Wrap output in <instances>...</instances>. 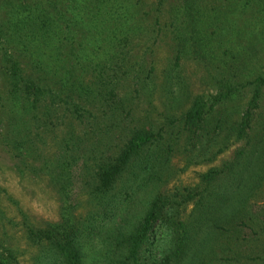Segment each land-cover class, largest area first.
<instances>
[{
	"label": "rangeland",
	"instance_id": "obj_1",
	"mask_svg": "<svg viewBox=\"0 0 264 264\" xmlns=\"http://www.w3.org/2000/svg\"><path fill=\"white\" fill-rule=\"evenodd\" d=\"M181 1L125 0V10H119L121 19L125 16L138 31L125 36V40L121 37L116 45L89 44L75 30L74 40L79 44L64 46L59 58L64 57L62 64L73 68L72 85L89 86L106 99L93 94L95 100L91 102L86 95L79 97L75 89L64 96L59 83L46 77L53 92H60L61 100L51 104L46 99L33 108L28 101L17 102L8 94L11 76L5 66L11 65L1 55L2 47L9 44L3 25L6 15L2 5L6 2L0 0V28L5 32L0 40V254L6 256L11 251L19 264H36L41 247L28 242L27 226L57 221L63 209L85 223L89 213L99 212L106 200L119 196L123 191L120 186L124 180L126 185L131 176L129 166L110 189V195L99 199L91 196L94 163L116 154L132 131L144 128L155 134V143L147 150L149 167L138 175L135 186L131 185L133 190L125 189V200L130 197L131 201L126 204L127 218L141 213L154 194L165 192L177 201L186 198L188 202L178 208L179 218L186 222L202 218L205 222L197 238L200 243L193 247V264H264V142L259 139L264 130V83L258 107L252 109L247 137L236 139L233 132L224 139L229 122L239 121L248 107L253 88L248 81L264 76V0H200L212 19L214 14L218 16L215 25L207 20V32L213 33L210 46L216 48L217 55L202 59L189 55L176 58L175 26L181 16L175 8ZM224 50L227 54L222 53ZM45 51L43 60H52L53 55L47 49L43 54ZM12 52L22 78L30 77L43 86L40 67L36 68L27 55L15 49ZM118 52L111 64V56ZM232 65L242 67L231 73ZM227 82L237 84L238 89L208 109L216 96L227 93ZM22 86L20 82L19 88ZM198 96L205 101L206 116L213 124L217 119L225 122L222 129L209 126L210 134L193 150L181 117ZM73 104L79 107L77 116L72 115ZM23 106L29 109L27 113ZM46 109L52 113V131L44 129L40 120ZM69 120L74 122V139L82 142L87 155L84 158L89 160L84 165L78 159L72 167L71 185L59 191L51 177L59 172L55 158L62 154L59 142L66 137ZM18 130V138L27 135L21 153L10 144ZM86 131L88 137H81ZM221 146L222 152L217 153ZM210 169L218 172L216 176L201 179V174ZM214 202L221 205L210 211ZM121 204L125 216V201ZM98 225L102 231L110 227L109 221ZM161 236L162 232L156 235ZM97 240L84 250L90 256L87 264H95L104 252L103 243ZM46 262L42 257L41 263Z\"/></svg>",
	"mask_w": 264,
	"mask_h": 264
},
{
	"label": "trees",
	"instance_id": "obj_2",
	"mask_svg": "<svg viewBox=\"0 0 264 264\" xmlns=\"http://www.w3.org/2000/svg\"><path fill=\"white\" fill-rule=\"evenodd\" d=\"M5 2L2 5L6 15L3 25L7 31L6 43L9 44L2 47L1 55L4 62L11 65H6L5 70L11 76L8 94L13 100L17 102L24 100L26 104L28 101L33 108H36L39 102H45L46 99H50L51 104H54L53 100H61L60 92H53L52 87L48 85L46 80L49 77L53 82L55 80V84L59 83L64 96H70L76 90L75 93L79 97L86 95L91 102L95 100L94 95L103 97L100 92L97 93L95 89L89 86L84 88L81 85H72L73 68L71 65L66 67L62 64L65 58H59L60 50H63L64 46L71 47L70 44H79L74 40L75 30L82 33L89 44L92 42L91 44L116 45L122 39L125 40V36L135 34L138 27L131 26L125 16L121 19V13H119V10H125V0H5ZM175 11L177 15L181 16V20L175 26L176 58L180 59L186 55L200 59L206 55L216 56V48L210 46L213 44V33L207 32L209 28L207 20L209 19L213 23L212 25H215L218 16L214 14L215 18L212 19L209 10L200 0H182ZM4 35L5 32L0 28V40L4 38ZM121 37L122 39H120ZM13 49L30 57L36 68L37 65L40 67L38 69L39 74L44 75L43 77L39 75L44 80L43 86L37 84L30 77L28 80L22 78L19 62L12 55ZM43 49H47L53 55L52 60H43L42 55L46 56V51L43 54ZM227 52L228 50L222 51L224 54ZM119 53H113L110 58L111 64L115 63L112 60ZM118 64L116 63L115 66L117 67ZM61 65L66 68H64V73ZM241 67L232 65L229 71L235 73ZM60 70L61 73L58 76ZM113 77H116V74ZM20 82L23 84L22 88H19ZM263 83V75L248 81L247 84L253 85L248 107L240 116L239 121L229 122V129L226 131L224 139H227L229 134L233 132L236 139L247 137L246 130H249L251 126L252 109L258 107ZM224 86L227 93L216 96L214 102L209 104L210 108L208 109H211L218 100L225 99L227 95H231L238 89V85H233L231 82L225 83ZM112 94V90L108 91L109 96ZM73 105L72 115L77 116L79 107L77 104ZM205 105L202 97L198 96L190 109L181 117L193 150L196 148V143L210 134L209 126L213 125L214 130L222 129L221 123L225 122L223 119H217L213 124L206 116L208 112ZM23 109L24 113L29 111L25 106ZM51 115L50 110L46 109L40 117L44 129L47 131H52L55 128L52 127L53 122H49L52 120ZM11 130L15 131V128L12 127ZM75 131L73 120H69L67 129L64 131L66 137H62L59 142L62 154L55 158L59 172L51 177L52 183L58 187L59 191H64L71 185L72 167L78 159L81 158L84 165L89 160L88 157L84 158L87 155L81 146L82 142L74 139ZM20 132L18 130L14 133V139L10 142L12 148L16 149L18 153H21L22 147L27 143L26 134L21 138L17 137ZM81 137H88V132H83ZM154 137L155 134L149 129L134 130L116 154L107 155V157L100 158L98 162L94 163L95 173L92 177L94 188L91 190V196L100 199L110 195V189L113 188L123 171L127 170L126 166H129L131 176L128 177L126 185L124 180L120 186L123 190L120 195L124 196H111L112 200H106L99 212L87 215L85 223L79 222L75 216L73 217L71 211L63 209L59 220L46 221L41 226H27L25 228L28 242L41 247L40 254L36 256L38 260L36 264H42V257L47 261L43 264H87L86 261L90 256H87L84 250L96 238L97 241L103 243L104 252L100 254L99 258H96L97 263L95 261V264L194 263L196 258L193 256L195 253L193 247H197L200 243L197 238L201 236L205 222L202 218L194 222H186L179 218L178 208L187 203L188 199L183 198L177 201L165 192L157 193L144 204L141 213H134L130 218H127L126 204L131 201L129 200L130 197L125 200V189L133 190L138 182V175L145 172L149 167L147 150L151 146L149 144L155 143L153 142ZM259 139L260 142H264V130ZM29 147L31 149L30 144ZM222 150L223 146L219 147L216 152L220 153ZM32 151L34 153L35 148ZM194 157L197 158V156ZM87 166L92 165L87 164ZM89 172L90 169L87 167V173ZM216 172L215 169H210L201 174V179H210V176H216ZM139 186L140 184L137 185V187ZM118 198H122V201H119ZM124 201L125 216L122 214L124 210L121 209V202L124 203ZM217 202L211 204L210 211H216L220 207L221 204L217 206ZM69 207L73 211V207L71 205ZM104 221H109L110 227L102 231V227L98 224L99 222L104 223ZM159 232H162V236L157 238L156 235ZM155 244H159L160 247L155 246ZM154 248L155 254L153 253ZM149 253L151 255H148ZM94 256H92L93 260ZM0 264L19 263L16 262L13 253L7 251L6 256L0 254Z\"/></svg>",
	"mask_w": 264,
	"mask_h": 264
}]
</instances>
